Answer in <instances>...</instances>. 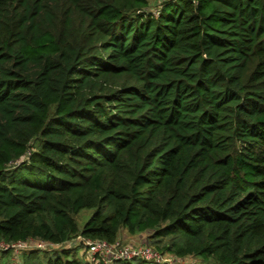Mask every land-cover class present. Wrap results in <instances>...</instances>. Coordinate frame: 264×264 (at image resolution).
Listing matches in <instances>:
<instances>
[{
    "label": "trees",
    "instance_id": "16d2710c",
    "mask_svg": "<svg viewBox=\"0 0 264 264\" xmlns=\"http://www.w3.org/2000/svg\"><path fill=\"white\" fill-rule=\"evenodd\" d=\"M121 229L264 264V0H0V242Z\"/></svg>",
    "mask_w": 264,
    "mask_h": 264
},
{
    "label": "built area",
    "instance_id": "2783aa9c",
    "mask_svg": "<svg viewBox=\"0 0 264 264\" xmlns=\"http://www.w3.org/2000/svg\"><path fill=\"white\" fill-rule=\"evenodd\" d=\"M9 164L16 166L19 164V160L12 161ZM73 240V242L68 241L63 245L73 247L76 244H81L85 249L86 260L89 264H117L120 260L131 259H139L152 264H174L172 256L161 254L147 243L127 245L118 239L114 242H108L104 239H91L80 236ZM32 244H36L40 248L48 247L50 249L60 246L52 242L28 239L27 241H17L11 244L0 242V250L12 249L13 254L16 252V256L13 258H16L22 250L28 249Z\"/></svg>",
    "mask_w": 264,
    "mask_h": 264
},
{
    "label": "rangeland",
    "instance_id": "374dc122",
    "mask_svg": "<svg viewBox=\"0 0 264 264\" xmlns=\"http://www.w3.org/2000/svg\"><path fill=\"white\" fill-rule=\"evenodd\" d=\"M158 3L159 2L152 1L151 7L154 9L158 8V6H159ZM91 213H92V211L90 209H84L80 212L79 215H77L76 219H77V223H78L79 228L82 227L83 223L88 219V217L91 215ZM147 235H148V233H140L138 235H128V237L127 236L125 237L126 240H122V242L126 243L127 245L145 244V243H147ZM137 237H140V239ZM118 240H120V239H118ZM71 241H69V242H71ZM62 248H68L70 250L75 249L76 250V257L81 261V264H89L86 260L85 249L83 248V246L81 244H76L73 247L68 246V245H62V246L54 247L51 249L48 247L40 248L36 244H32L28 249L22 250L19 255L17 253L18 257H16V258H13L14 256H16V252H14V254H13L12 250H11L10 254L9 253L2 254L0 252V264H22L23 258H22L21 254H23L24 252L27 253L28 251H31L32 249H34V250L38 249L40 251H44L47 254V253H52L55 250H59ZM169 255L174 258L173 263L176 262V264L177 263H179V264H187V263L197 264L200 262V259L198 257H194V256H190V255L183 256V257L175 255V254H174L175 256L172 254H169Z\"/></svg>",
    "mask_w": 264,
    "mask_h": 264
},
{
    "label": "crops",
    "instance_id": "0c3cea01",
    "mask_svg": "<svg viewBox=\"0 0 264 264\" xmlns=\"http://www.w3.org/2000/svg\"><path fill=\"white\" fill-rule=\"evenodd\" d=\"M128 235H133V234H129V233L126 231V229H121V231L119 232V235H118V239H120L121 241H122V240H126L125 237H126V236L128 237ZM137 238L140 239V237H137Z\"/></svg>",
    "mask_w": 264,
    "mask_h": 264
}]
</instances>
